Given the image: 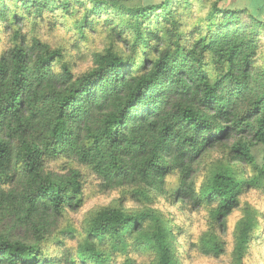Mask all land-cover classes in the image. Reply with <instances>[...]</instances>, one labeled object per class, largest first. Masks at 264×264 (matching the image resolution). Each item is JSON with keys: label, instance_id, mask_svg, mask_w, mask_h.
<instances>
[{"label": "trees", "instance_id": "obj_1", "mask_svg": "<svg viewBox=\"0 0 264 264\" xmlns=\"http://www.w3.org/2000/svg\"><path fill=\"white\" fill-rule=\"evenodd\" d=\"M194 12L199 20L188 26ZM47 15L80 33L105 24L111 40L128 33L131 53L110 42L75 77L60 49L22 34ZM0 33L12 43L0 52V264H108L131 241L151 252L150 264H176L172 223L156 210L108 206L80 234L60 228L83 203L82 175L51 172L49 160H74L103 190L136 199L150 201V192L191 206L216 202V222L239 207L243 191L264 193V22L245 9L227 0H0ZM218 149L219 167L197 190L198 163ZM260 219L248 207L237 224L235 264ZM58 236L77 246L49 257ZM221 252L218 241H206L203 254Z\"/></svg>", "mask_w": 264, "mask_h": 264}, {"label": "rangeland", "instance_id": "obj_2", "mask_svg": "<svg viewBox=\"0 0 264 264\" xmlns=\"http://www.w3.org/2000/svg\"><path fill=\"white\" fill-rule=\"evenodd\" d=\"M124 5L134 6L136 4H157L161 0H116ZM192 4H194L192 2ZM194 5V8L198 7ZM197 9V8H196ZM197 12V11H196ZM202 14L199 15L201 17ZM113 18L114 26L123 29L125 24L120 21V15H108ZM152 20V17L150 18ZM199 20V19H197ZM196 20V13L187 21L191 26ZM70 22H64L60 19L47 15L43 20L36 22L33 27L27 26L22 34L29 36L33 31L41 41L55 49H60L64 60L69 64L71 73L77 77L87 72L92 67V56L96 52H101L107 45L112 42L118 52L125 57L131 53V37L127 34L114 37L111 40L110 26L101 23H94V27L87 28L80 33L77 27L70 26ZM147 25V24H145ZM111 35H113L111 33ZM264 41V36L261 38ZM11 38L7 34L0 33V52L5 51L11 46ZM264 48V46H263ZM141 54L136 55V57ZM259 63L264 62V50L259 53ZM138 65H141L139 60ZM59 71L58 63L54 67ZM262 147L255 149L258 162L263 156ZM223 157V150L210 151L201 158L197 168L199 172L195 176L197 190H200L209 178L210 171H214L220 165V159ZM46 169L63 174L66 170L72 168L79 170L82 175V198L81 207L75 210H68L65 218L60 222V228H73L77 234L88 219L95 211L115 206L124 210L140 211L143 209H152L160 213L166 222L172 223V233L175 244L174 250L176 255V264H235L233 260L234 235L235 229L239 222L245 217L247 208H251L255 218H261L258 223L259 229L253 230L250 235V247L242 264H264V193L254 190H245L240 196L239 207L224 220L214 221L213 212L215 203H198L191 206L187 203H173L166 196L155 197L149 192L150 201L136 199L123 189L105 191L101 188V182L96 178L92 171L80 166L74 160L64 158L49 160ZM246 173V170L243 172ZM168 187L171 188L176 184V177L167 178ZM247 205V206H246ZM218 241L221 245V254L219 256L208 257L203 254V248L208 239ZM77 241L69 240L67 237L58 236L48 248L47 256L53 257L55 254L61 256L65 251H74ZM114 252V251H113ZM122 253V252H121ZM153 256L151 252L144 249L143 244L139 242H129L126 251L123 254L115 251L110 252L108 264H150Z\"/></svg>", "mask_w": 264, "mask_h": 264}, {"label": "crops", "instance_id": "obj_3", "mask_svg": "<svg viewBox=\"0 0 264 264\" xmlns=\"http://www.w3.org/2000/svg\"><path fill=\"white\" fill-rule=\"evenodd\" d=\"M228 3H235L245 9L248 14L255 16L264 22V0H227Z\"/></svg>", "mask_w": 264, "mask_h": 264}]
</instances>
